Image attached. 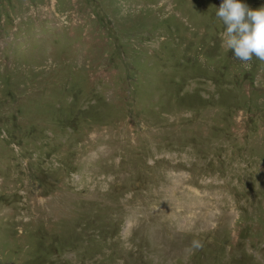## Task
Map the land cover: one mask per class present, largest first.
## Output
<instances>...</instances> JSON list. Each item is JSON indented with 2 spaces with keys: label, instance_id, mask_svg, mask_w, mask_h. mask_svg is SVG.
I'll return each mask as SVG.
<instances>
[{
  "label": "rangeland",
  "instance_id": "rangeland-1",
  "mask_svg": "<svg viewBox=\"0 0 264 264\" xmlns=\"http://www.w3.org/2000/svg\"><path fill=\"white\" fill-rule=\"evenodd\" d=\"M220 3L0 0V264H264V61Z\"/></svg>",
  "mask_w": 264,
  "mask_h": 264
},
{
  "label": "clouds",
  "instance_id": "clouds-1",
  "mask_svg": "<svg viewBox=\"0 0 264 264\" xmlns=\"http://www.w3.org/2000/svg\"><path fill=\"white\" fill-rule=\"evenodd\" d=\"M215 15L224 25V43L236 59L248 62L255 56L264 61V6L251 8L245 0H221Z\"/></svg>",
  "mask_w": 264,
  "mask_h": 264
}]
</instances>
